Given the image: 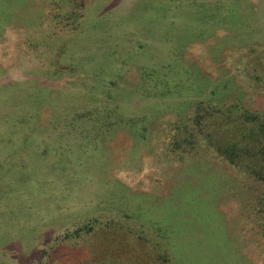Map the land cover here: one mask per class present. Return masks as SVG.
Wrapping results in <instances>:
<instances>
[{
  "label": "rangeland",
  "instance_id": "1",
  "mask_svg": "<svg viewBox=\"0 0 264 264\" xmlns=\"http://www.w3.org/2000/svg\"><path fill=\"white\" fill-rule=\"evenodd\" d=\"M0 264H264V0H0Z\"/></svg>",
  "mask_w": 264,
  "mask_h": 264
},
{
  "label": "trees",
  "instance_id": "2",
  "mask_svg": "<svg viewBox=\"0 0 264 264\" xmlns=\"http://www.w3.org/2000/svg\"><path fill=\"white\" fill-rule=\"evenodd\" d=\"M169 68V67H168Z\"/></svg>",
  "mask_w": 264,
  "mask_h": 264
}]
</instances>
